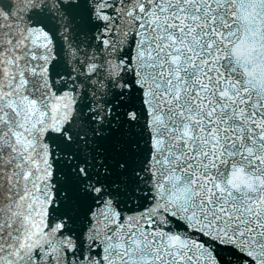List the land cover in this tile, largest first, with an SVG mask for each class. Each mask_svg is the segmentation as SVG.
<instances>
[{
    "label": "snow or ice",
    "instance_id": "obj_1",
    "mask_svg": "<svg viewBox=\"0 0 264 264\" xmlns=\"http://www.w3.org/2000/svg\"><path fill=\"white\" fill-rule=\"evenodd\" d=\"M0 264H264V0H0Z\"/></svg>",
    "mask_w": 264,
    "mask_h": 264
},
{
    "label": "clouds",
    "instance_id": "obj_2",
    "mask_svg": "<svg viewBox=\"0 0 264 264\" xmlns=\"http://www.w3.org/2000/svg\"><path fill=\"white\" fill-rule=\"evenodd\" d=\"M234 180H237L241 183L245 182V178L242 175H238L237 177H234Z\"/></svg>",
    "mask_w": 264,
    "mask_h": 264
}]
</instances>
